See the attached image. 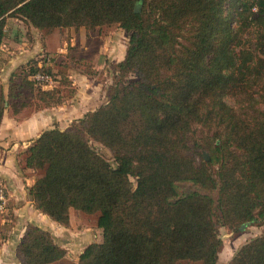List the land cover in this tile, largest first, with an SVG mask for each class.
<instances>
[{
	"label": "trees",
	"instance_id": "obj_1",
	"mask_svg": "<svg viewBox=\"0 0 264 264\" xmlns=\"http://www.w3.org/2000/svg\"><path fill=\"white\" fill-rule=\"evenodd\" d=\"M9 19L47 34L114 25L129 34L106 103L25 153V168L40 173L28 188L36 210L63 227L71 210L98 217L102 242L78 264H218L220 228L264 226V0H0V52ZM38 72L53 73L35 59L22 81ZM36 85L37 110L63 104L61 90ZM196 126L214 133L208 162ZM67 254L35 224L17 247L21 264ZM228 264H264V235Z\"/></svg>",
	"mask_w": 264,
	"mask_h": 264
},
{
	"label": "crops",
	"instance_id": "obj_2",
	"mask_svg": "<svg viewBox=\"0 0 264 264\" xmlns=\"http://www.w3.org/2000/svg\"><path fill=\"white\" fill-rule=\"evenodd\" d=\"M99 29L101 28L87 32L85 29L67 28L57 29L47 34L29 27L17 19L13 22L9 19L7 22V36L0 52V99L5 102V111L0 126V182L7 188L8 207L0 215L11 214L9 217L6 215V219L15 222V235L11 237V240L3 243L0 248V264H21L17 254L14 256L12 249L14 245H16V248L18 247L30 224L51 231L57 243L67 250V258L71 257V253L74 257L73 253L77 252L70 246L74 242L78 246L81 243L88 242L81 251L77 252L78 259L89 245L102 242V230L99 228L101 241L93 240L94 238L90 236L88 231L79 232L73 217L74 210H71L70 226L63 227L35 209L28 195V188L34 185L37 177L34 174L35 172L26 169L24 164L22 168L19 167V158L26 153L32 142L43 132L54 127L64 131L74 121L82 119L86 114L96 111L106 103L103 100L105 98L103 84L95 83L94 79L91 80L86 75L73 74L71 68L68 70L67 75L73 80L72 87L77 89L75 97L71 99L64 97L62 105L36 110L27 116L23 115L27 110L25 106L16 115L12 109L13 104L22 105L28 100L34 102L32 95L37 85L34 83L33 88L32 84L28 83H32L30 77L22 81L26 74L22 76L20 72L24 73L31 61L41 59L45 54L60 55L62 61H64L62 66H54L55 62L50 66L52 71L59 75H63L60 70L65 69L67 64L76 62L82 64L87 62L88 58L92 60L93 69L100 72L104 70L105 74H108L112 64L117 65L123 62L126 57L128 43L123 51L121 44L123 43L122 37L125 36L126 38V32L119 29L113 36L105 34V37H100ZM57 79H59V76H57ZM11 85H14L15 92L14 97L9 100ZM55 88L63 92L65 87L61 86L58 81ZM27 91L28 96L25 94ZM62 231H66L63 234L71 233L73 237L76 232L83 235L78 236L76 239L68 238L67 241H63L60 238ZM72 239L74 240L72 241Z\"/></svg>",
	"mask_w": 264,
	"mask_h": 264
},
{
	"label": "rangeland",
	"instance_id": "obj_3",
	"mask_svg": "<svg viewBox=\"0 0 264 264\" xmlns=\"http://www.w3.org/2000/svg\"><path fill=\"white\" fill-rule=\"evenodd\" d=\"M15 19H11V22H13ZM20 23V22H19ZM18 24V23H17ZM119 27L114 25V26H104L101 27V29H99V33L101 34L100 37H105V34H111V36H113L114 34H116V31H119ZM123 30V29H122ZM123 32H126L123 30ZM110 36V37H111ZM97 37V36H96ZM123 43L121 44V49L123 51V49L125 48L126 44L129 41V34L126 32V38L125 36L122 37ZM119 50V49H118ZM57 54V53H55ZM119 54V53H118ZM52 56V59L50 61H48L47 59ZM104 57V55H103ZM45 61L46 64L48 65H52L53 62H55L54 66H62V59L60 57V55H54L53 54H45L42 57ZM106 58V56L104 57ZM83 61V60H82ZM91 58H88L87 62L80 64V62H76V63H70L67 64L65 66V69L60 70V73L63 75H59L58 73L53 72L54 76L57 79V76H59V79H57V82L59 81L60 85L64 86L65 88L63 89V94L64 97L66 99H71L72 97H75V95L77 94V89H74V87H72V82L73 80L71 78L68 77V70L72 68L71 73L76 74V73H80L82 75H86L89 79L91 80H95V83L98 84H103L104 86V96L105 98L103 99L104 101H106V96H107V90L108 88L112 85L113 83V79L115 76L114 73V67L116 66L115 64H112L110 66V69L108 70V74H105V72H100L97 69H93V64L91 63ZM71 65V66H70ZM27 69L24 73L20 72L22 74V76L24 74H26ZM21 76V77H22ZM20 77V79H21ZM19 78V77H17ZM131 80L133 78H130ZM30 84H32V87L34 88V82H28ZM37 87V86H35ZM27 96L29 95L28 91L25 93ZM62 94V95H63ZM3 101L2 99H0V107L3 108ZM24 104H26V112H24L23 115L27 116L30 113H32L33 111H36L38 108L36 107V104L34 102H32V100H28L27 102H25ZM12 110V109H11ZM213 136L214 133L212 131H209L206 128L203 127H195L194 131H193V139L195 140V142L198 144V152H200L202 154V158H204V155H208L209 160H211V158L213 157V154H211V152L204 150L205 145H207L209 142H213ZM93 146L96 148V150H98L99 153H101L113 166L117 167V162L114 160L112 153L105 147L99 145V144H93ZM24 158H25V153L21 156V158H19L20 162H19V167L22 168L23 164H24ZM201 158V159H202ZM36 177L40 176V173H34ZM132 182L135 184L136 181L135 179H131ZM1 183V182H0ZM179 187V191L180 193H184L186 191H190L192 189V186L190 184H178ZM6 215L7 217L11 216V214L9 215V213H6L4 215H0V240H1V244H0V248L2 247L3 243H5L8 240H11L14 235H15V222H12L11 220L6 219ZM74 220L76 221V227L79 229V232H90V236L92 238H94L93 240L96 241H101V234L100 231H98V226H97V215H84L82 213L76 212L73 215ZM5 220V221H4ZM242 226L240 227V229L238 231H230L227 228H220V236L223 240V249L220 253L221 257H219L220 261L218 264H228L229 261L231 260L230 258H233L236 253L240 250V248L242 246H244L246 243H248L249 241L260 237L262 235H264V226H257V225H250L247 224V226L241 230ZM62 229V228H61ZM98 231V233H97ZM51 233V231H49ZM63 232L66 231H62L60 238L63 239V241H67L68 238H78V236L83 235L79 232H76V235H73L71 233H67V234H63ZM17 233V232H16ZM52 234V233H51ZM53 235V234H52ZM96 236V237H95ZM74 239H72L73 241ZM70 243V242H69ZM12 244H14L12 242ZM88 244V242H84L81 243L80 246L77 245V243H73L70 246L74 248V250H76L77 252L81 251L86 245ZM16 245H14L13 247V252H14V256L15 254H17V248ZM73 253L75 256L73 257L72 253H71V257L70 258H65L64 260L58 262L57 264H78V258L77 255L78 253ZM219 255V256H220ZM78 259V260H77ZM179 264H188L186 262H182Z\"/></svg>",
	"mask_w": 264,
	"mask_h": 264
},
{
	"label": "built area",
	"instance_id": "obj_4",
	"mask_svg": "<svg viewBox=\"0 0 264 264\" xmlns=\"http://www.w3.org/2000/svg\"><path fill=\"white\" fill-rule=\"evenodd\" d=\"M52 56H50L47 60L50 61ZM42 67V65H40ZM31 80L44 89H53L57 84V79L53 73L47 72H38L37 74L30 77ZM8 207V194L7 188L4 184H0V214L4 213Z\"/></svg>",
	"mask_w": 264,
	"mask_h": 264
},
{
	"label": "water",
	"instance_id": "obj_5",
	"mask_svg": "<svg viewBox=\"0 0 264 264\" xmlns=\"http://www.w3.org/2000/svg\"><path fill=\"white\" fill-rule=\"evenodd\" d=\"M141 7H142V5H141V3H139L137 6H136V8H135V13L136 14H139L140 12H141ZM204 158H205V160L208 162L209 161V157H208V155H204ZM247 226V224H244L243 226H242V228H241V230H243L245 227Z\"/></svg>",
	"mask_w": 264,
	"mask_h": 264
}]
</instances>
